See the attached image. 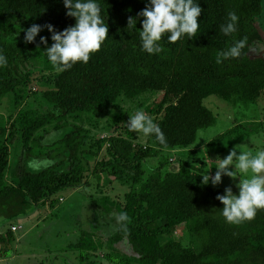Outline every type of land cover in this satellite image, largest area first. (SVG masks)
I'll list each match as a JSON object with an SVG mask.
<instances>
[{
    "label": "trees",
    "instance_id": "1",
    "mask_svg": "<svg viewBox=\"0 0 264 264\" xmlns=\"http://www.w3.org/2000/svg\"><path fill=\"white\" fill-rule=\"evenodd\" d=\"M197 2L203 9L197 34L176 43L165 36L160 42L163 51L149 55L141 46L139 16L148 0H98L109 26L108 40L87 64L60 72L49 62L39 36L36 43H25V31L33 24L44 27L40 36L48 38L50 47L46 25L62 32L76 23L67 16L64 0H0V54L8 60L0 68V226L46 204L56 210L60 193L99 188L102 196L89 194L87 200L126 219H120L110 239L82 229L79 241L69 247L79 253V264H95L93 259L101 254L107 264H264V209L252 220L229 223L222 214L224 205L216 199L225 192L202 182V176L211 172L214 177L217 171L212 149L232 132L209 143L206 157L182 163L177 172L165 171L170 158L149 173L145 170L148 160L191 148L199 131L215 126L217 119L204 104L209 97L235 106L257 104L264 97V58L252 53L262 40L258 23L263 0ZM229 12L238 16V27L225 36L220 29ZM129 17L137 19L136 26L129 27ZM245 38L239 58L217 63L221 53ZM36 60L46 75L38 80L41 90L30 95L35 73L28 66ZM8 95L13 113L6 116L1 110ZM122 102L138 103V110L161 128L166 146L155 137H148L145 145L139 142L128 130L126 113L109 124L115 136L95 140L85 125L99 126L100 118ZM51 130L66 132L45 150ZM20 145L23 153L14 168L13 155ZM88 156L97 159L95 167ZM44 159L56 163L39 172L29 167L30 161ZM89 175L97 187L88 181ZM108 183L123 193L109 194ZM182 227L189 232L190 247L175 239ZM14 234L9 230L0 235V246H12ZM122 240L129 242L136 257L117 249ZM14 254L12 248L0 249V259Z\"/></svg>",
    "mask_w": 264,
    "mask_h": 264
},
{
    "label": "rangeland",
    "instance_id": "2",
    "mask_svg": "<svg viewBox=\"0 0 264 264\" xmlns=\"http://www.w3.org/2000/svg\"><path fill=\"white\" fill-rule=\"evenodd\" d=\"M258 28L262 34V40L252 47V53L254 56L264 58V12L258 23ZM28 67L35 73V80L29 88L30 95H32L43 87L38 80L42 76H45L46 73L44 74L39 70V60H36L32 66ZM159 97V95L153 97L152 102ZM9 99H12V95H8L5 98L4 107L1 110L6 116L13 113V111H10ZM204 104L215 115L217 119L215 126L199 131L197 141L191 148L187 150L166 151L158 158L148 160L145 163V170L148 173L159 167V163L164 158H170V164L165 171L177 172L182 163H194L197 159L206 157L208 153L206 147L208 144L228 132L233 133L231 137L222 145L215 146L211 151L210 158L213 165L218 166L219 161L217 159L227 157L237 145H241L242 151L249 152L252 155L264 151V97L257 104H250L248 106L239 104L235 106L217 96H211L205 100ZM34 105L40 107L43 103L34 102ZM138 108V103L122 102L120 107L113 108L100 118L99 126L85 125V127L91 130L95 140L110 139L116 135L114 130L109 127V124H111L115 117L120 113H126L129 121L130 115H134L138 111ZM65 132L51 130L47 140L43 144L45 150H49L53 144L62 139ZM147 140L148 137H139V142H142L144 145L147 143ZM16 151L13 155L14 168L19 163L21 153H23L21 145ZM88 160L90 165L95 167L97 159L88 156ZM231 170L235 171L234 167ZM251 175V173H241L237 169L235 179L224 176L222 177V183L214 186V188L225 192V189L230 187L233 193L238 195L239 189L237 185L242 180L250 179ZM88 179V181L95 182V185L97 184V181H93L91 175H89ZM106 188L109 194L112 195L117 192L123 193L122 188L114 184H109ZM126 192H128L127 189ZM89 194L90 196L94 194L96 199L102 196L99 188H81L80 190L66 191L56 196V198L60 199V204L56 210H51L49 204H46L45 206H41L43 208H34L28 216L6 221L0 227L1 235H6L9 230L13 232L14 227H22L23 229H19L14 235L16 240L20 238V243L11 246L13 251L15 250L16 255L1 261V264H79V253L69 249V247L79 241V234L82 229L105 239L113 237L119 230V215L117 213L108 214L98 209L95 202L90 199L87 200L90 197ZM175 239L182 242L185 247L191 246L190 235L185 227H182L175 233ZM2 247L5 248L4 245H1ZM116 247L122 253L136 257L132 246L127 240H122ZM93 261H95V264H107V261L103 258V254L100 255L99 259L96 258Z\"/></svg>",
    "mask_w": 264,
    "mask_h": 264
},
{
    "label": "clouds",
    "instance_id": "3",
    "mask_svg": "<svg viewBox=\"0 0 264 264\" xmlns=\"http://www.w3.org/2000/svg\"><path fill=\"white\" fill-rule=\"evenodd\" d=\"M64 6L67 9V16L75 19V26L59 32L53 25H46L53 41L50 47L48 38L40 36L44 27L33 24L25 31V43H36L39 36V44L45 46L44 53L49 62L60 72L70 69L77 63L87 64L109 38V26L102 17L98 0H64ZM202 11L197 0H148L145 9L139 13L143 18L140 31L143 51L149 55L160 54L163 51L160 42L165 36L169 43H176L182 37H194L200 27L198 20ZM238 19L235 12H229L228 22L221 25V32L225 36L236 32ZM136 21L137 19L129 17V27L136 26ZM246 45V38L236 41L230 49L220 54L222 59L218 58L217 63L239 58ZM37 47L39 48V45ZM7 64V58L0 54V68L6 67ZM127 126L138 138L155 137L161 145L166 146V138L161 128L144 111L138 110L134 115H130ZM241 148V145H237L227 157L217 159L219 163L215 168L217 171L214 177L211 172L202 176L204 185L217 186L222 183L224 176L235 179L237 169L241 173L252 174L250 179L242 180L237 185L238 195L229 187L225 189V194L216 197L224 205L222 214L229 223L252 220L258 209H264V151L252 155ZM55 163L49 159L32 160L29 167L39 172L54 166ZM233 167L235 171L231 170ZM120 219H126V215L121 214Z\"/></svg>",
    "mask_w": 264,
    "mask_h": 264
},
{
    "label": "crops",
    "instance_id": "4",
    "mask_svg": "<svg viewBox=\"0 0 264 264\" xmlns=\"http://www.w3.org/2000/svg\"><path fill=\"white\" fill-rule=\"evenodd\" d=\"M3 225H4V224H3ZM13 226H15V225H13ZM0 227H1V226H0ZM21 228H22V227H21ZM0 229H1V228H0ZM22 229H23V228H22ZM0 235H1V234H0ZM14 235H15V234H14ZM19 240H20V238H18L14 244H18V243H20L21 240H20V241H19ZM8 243H9V242H8ZM4 247H5L6 249H7L8 247L11 248V245H9V246L5 245ZM5 248H4V249H5ZM0 249H1V246H0ZM14 255H16V253H15ZM6 259H8V258H1V259H0V264H1V261H4V260H6Z\"/></svg>",
    "mask_w": 264,
    "mask_h": 264
},
{
    "label": "built area",
    "instance_id": "5",
    "mask_svg": "<svg viewBox=\"0 0 264 264\" xmlns=\"http://www.w3.org/2000/svg\"><path fill=\"white\" fill-rule=\"evenodd\" d=\"M19 229H21V228L14 227V228H13V231L16 232V231H18Z\"/></svg>",
    "mask_w": 264,
    "mask_h": 264
}]
</instances>
